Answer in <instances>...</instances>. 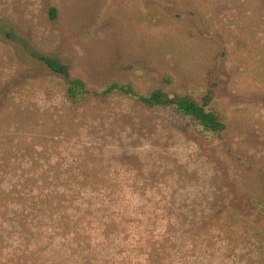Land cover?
I'll list each match as a JSON object with an SVG mask.
<instances>
[{
    "label": "rangeland",
    "instance_id": "374dc122",
    "mask_svg": "<svg viewBox=\"0 0 264 264\" xmlns=\"http://www.w3.org/2000/svg\"><path fill=\"white\" fill-rule=\"evenodd\" d=\"M33 54L92 90L206 102L224 130L210 142L123 94L71 106L67 79ZM75 182L108 187L84 221L101 253L134 239L152 264H264V0H0V264H73L50 230Z\"/></svg>",
    "mask_w": 264,
    "mask_h": 264
},
{
    "label": "trees",
    "instance_id": "16d2710c",
    "mask_svg": "<svg viewBox=\"0 0 264 264\" xmlns=\"http://www.w3.org/2000/svg\"><path fill=\"white\" fill-rule=\"evenodd\" d=\"M33 55L36 56L39 61L43 62L53 73L62 75L67 79L63 98L67 103L71 104V106L82 107L94 102L98 103L96 102L97 99L107 98L108 96L116 94H123L126 95L127 98L147 107L170 108L180 119H192V125L195 128V132L210 142L213 141L215 135L224 130V114L218 108L207 105L206 102L198 103L185 96L169 94L162 89H155L148 95H142L134 91L129 85L117 83H112L96 90H92L87 87L84 80L80 78H71L68 75L67 70L57 60L43 55ZM74 185L75 186L69 190V193L65 192L59 194L58 201L59 205L65 206L72 203L74 206L70 208L69 212L57 215V224L54 226L53 230H50L53 232L61 231L63 237L66 235L64 237L66 251L61 249L62 244L58 245V252L60 254L62 252L61 257H64L63 259L67 261H72L73 264H86L87 260L90 262V258L95 264H107L110 263L109 260L114 259V257H121L122 259L124 257L128 258L131 255L132 257H135L136 264H152V258L149 256V253H139V250L142 247V245H140L141 242L134 241V239H132V242L129 244L134 245V248L132 247L131 250H125L124 247L127 246H125L126 244L120 239L118 245L120 248H112V252H110L109 248L105 250L101 249L102 253L97 249L101 242H107L106 236L103 233L97 235V244H95V242H87L85 235L91 229H87L84 225V221H86L88 226H94L96 224L90 216L102 213V207L106 205V191H108V187L101 188V191L95 196L93 192H87V190L83 186H80L79 183L75 182ZM83 215H85L86 218H82ZM72 223L78 225L75 227L72 234L69 235L68 232H66V228L67 226L70 227ZM101 225L102 227L103 225L106 226L105 223H101ZM36 231L41 232L43 230L40 228L36 229ZM102 231L103 230H101V232ZM196 233L197 235H195V237H199V229ZM44 239L46 243L49 244L50 242L51 245L53 244V238H51L50 233L47 234ZM86 244L88 245V250L84 249ZM74 248L76 250H74Z\"/></svg>",
    "mask_w": 264,
    "mask_h": 264
}]
</instances>
